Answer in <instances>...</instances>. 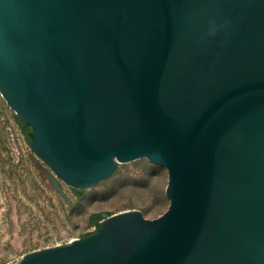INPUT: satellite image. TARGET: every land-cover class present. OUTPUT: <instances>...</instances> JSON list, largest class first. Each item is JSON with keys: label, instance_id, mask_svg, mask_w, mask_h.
Returning a JSON list of instances; mask_svg holds the SVG:
<instances>
[{"label": "water", "instance_id": "1", "mask_svg": "<svg viewBox=\"0 0 264 264\" xmlns=\"http://www.w3.org/2000/svg\"><path fill=\"white\" fill-rule=\"evenodd\" d=\"M0 94L74 189L168 172L161 217L17 264H264V0H0Z\"/></svg>", "mask_w": 264, "mask_h": 264}, {"label": "rangeland", "instance_id": "2", "mask_svg": "<svg viewBox=\"0 0 264 264\" xmlns=\"http://www.w3.org/2000/svg\"><path fill=\"white\" fill-rule=\"evenodd\" d=\"M167 184V170L143 158L120 164L96 187L77 190L66 185L32 152L0 94V264H17L31 252L92 235L104 213L138 210L147 219H157L170 205Z\"/></svg>", "mask_w": 264, "mask_h": 264}, {"label": "trees", "instance_id": "3", "mask_svg": "<svg viewBox=\"0 0 264 264\" xmlns=\"http://www.w3.org/2000/svg\"><path fill=\"white\" fill-rule=\"evenodd\" d=\"M19 123L22 125L24 131H25V134L28 136V138L30 140H32V132L29 133V129H31L30 126H28L27 124L23 123L20 119H18Z\"/></svg>", "mask_w": 264, "mask_h": 264}]
</instances>
